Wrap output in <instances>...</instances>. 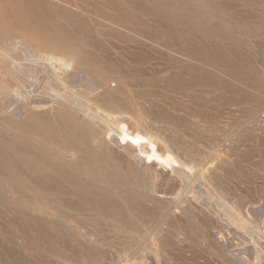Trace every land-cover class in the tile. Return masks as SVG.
<instances>
[{
  "label": "bare ground",
  "instance_id": "bare-ground-1",
  "mask_svg": "<svg viewBox=\"0 0 264 264\" xmlns=\"http://www.w3.org/2000/svg\"><path fill=\"white\" fill-rule=\"evenodd\" d=\"M135 1L139 14L115 2L124 21L104 13L100 19L118 28L133 23L134 37L150 41L160 28L149 25L147 17L165 25L166 54L176 70L143 84L160 82L162 90L184 96L206 85L254 103L264 97V75L245 41L227 34L224 24H211L209 6L220 0ZM0 21L13 26L0 24V219L8 216L10 205L20 216L0 223V264H122L129 259L147 264V250L155 252L158 264H264V238L252 239L253 245L243 250L234 242L242 247L234 254L230 227L216 225L222 212L215 206L202 204L200 215L188 210L184 219H168L174 204L152 196L156 189L152 170L145 166L146 149L115 148L117 142L125 144L120 125L127 97L121 96L122 88L108 89L107 84L122 81V69L108 55L80 46L79 34L94 29L71 0H0ZM138 27L144 29L135 33ZM20 32L38 40L27 41ZM57 56L74 59L76 67ZM166 102L169 107L152 106L157 124L174 121L176 101L166 97ZM172 161L183 182L195 179L196 167H188L176 150ZM28 181L36 188V205L51 208L57 219L29 215L21 198L4 196V184ZM228 214L236 215L234 210ZM164 223L165 234L151 247L150 235Z\"/></svg>",
  "mask_w": 264,
  "mask_h": 264
},
{
  "label": "rangeland",
  "instance_id": "rangeland-1",
  "mask_svg": "<svg viewBox=\"0 0 264 264\" xmlns=\"http://www.w3.org/2000/svg\"><path fill=\"white\" fill-rule=\"evenodd\" d=\"M71 1L75 8L89 19L94 29L93 33L79 34L80 46L87 52L108 55L122 69L118 73L122 81L112 79L107 85L108 89L122 88L123 94L119 95L124 99L127 97L128 111L123 114L120 125L121 137L125 144L120 147L116 140L117 143L114 139L108 140L113 141L114 145L117 144V150L123 151L126 146L146 149L145 166L148 164L152 170L156 189L152 196L174 204L168 219H184L188 210L200 215L202 204L210 209L215 206L217 211L222 212V221L221 218L216 219V225L222 229L225 226L223 224H227L233 245L241 243L243 247L235 245L232 248V252L235 250L234 254L239 255L240 247L243 250L252 246L253 242L250 241L256 237L261 242L264 238V97L254 103L242 100L232 91L218 86L211 89L206 85L196 87L193 92L187 91L184 96L172 94L164 88L162 90L160 82L157 85H145L143 80L160 81L176 70L174 66L171 68L170 58L166 54L168 35L165 25L154 16L147 17L146 22L149 25L160 28L159 36L152 41L139 39L134 37L135 34L131 30L133 23L118 28L100 19L104 13L124 21L123 11L121 14V11L112 6L115 2L121 5L123 10L139 14L135 0ZM219 2L209 6V12H212L213 16L211 24L222 23L227 34L244 40L246 52L253 54L260 72L264 75V0ZM167 12H171V9ZM240 14L243 16L239 17ZM56 18L60 22L61 19ZM0 24L6 29L13 27L6 21H0ZM243 27L249 29V32H244ZM253 27L259 28L257 33H253ZM143 29L144 27H138L135 33H140ZM19 36L27 41L38 40L36 35L29 38L23 32H20ZM172 42L174 43L173 40ZM176 46L181 48L178 44ZM39 49L45 54L51 53L49 49ZM56 58L76 67L72 58ZM244 84L251 85V82ZM156 92L161 94L145 95ZM196 95L201 96V102L192 100ZM165 96L168 99L174 98L177 106L171 111L174 121L160 125L152 118V106L169 107L166 105ZM16 101L18 100L15 99L18 106L19 101ZM252 109L254 114L249 115ZM1 130L2 128L0 133ZM181 143H184L182 148L179 146ZM175 150L182 160L187 161L188 167H196L195 179L190 183L183 182L178 176V170L172 161V152ZM21 178L25 180V176ZM3 192L8 198H21L22 210L29 215L57 219V214L51 208H39L36 205V188L33 182H25L22 186L4 184ZM166 192L168 194H165ZM3 203L6 208V203ZM229 210H234L236 215L230 216ZM7 212L8 216L2 217L0 223L6 222L8 218L17 220L20 217L12 205ZM166 230L167 225L164 223L150 235L149 245L158 246L159 238ZM246 242L248 245H245ZM146 255L150 259L145 261L147 264H158L154 251L147 250ZM244 257L247 258V255ZM133 263L131 259L122 262Z\"/></svg>",
  "mask_w": 264,
  "mask_h": 264
}]
</instances>
